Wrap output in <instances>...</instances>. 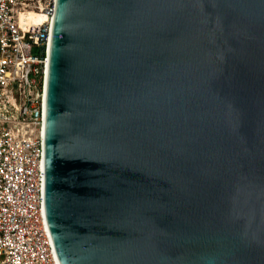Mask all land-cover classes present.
Segmentation results:
<instances>
[{"label":"water","instance_id":"1","mask_svg":"<svg viewBox=\"0 0 264 264\" xmlns=\"http://www.w3.org/2000/svg\"><path fill=\"white\" fill-rule=\"evenodd\" d=\"M43 139L60 264H264V0H55Z\"/></svg>","mask_w":264,"mask_h":264},{"label":"built area","instance_id":"2","mask_svg":"<svg viewBox=\"0 0 264 264\" xmlns=\"http://www.w3.org/2000/svg\"><path fill=\"white\" fill-rule=\"evenodd\" d=\"M54 2L0 0V264H60L43 198Z\"/></svg>","mask_w":264,"mask_h":264}]
</instances>
